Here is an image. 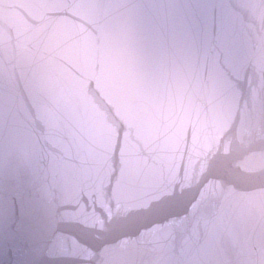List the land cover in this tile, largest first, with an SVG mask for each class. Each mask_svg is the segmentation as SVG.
<instances>
[{
  "label": "water",
  "instance_id": "obj_1",
  "mask_svg": "<svg viewBox=\"0 0 264 264\" xmlns=\"http://www.w3.org/2000/svg\"><path fill=\"white\" fill-rule=\"evenodd\" d=\"M244 2L0 0V264H264V176L252 182L243 173L249 153L264 165V96L256 98L264 88V0ZM117 68L126 90L114 87ZM180 85L188 96L166 100ZM36 115L61 119L33 122L57 134L59 157L89 148L95 159L106 150L112 174H84L76 164L57 170L59 160H35L31 173L28 159L9 153L40 139H8L23 116ZM137 119L169 143L182 133L181 149L161 156L158 177L137 150L145 136ZM213 174L239 198L221 210ZM193 178L211 182L219 204L195 193ZM22 198L37 199V208L30 212ZM185 205L188 224L177 218ZM118 206L130 211L122 222L101 212ZM164 219L177 236L156 244L158 256L128 249L132 229Z\"/></svg>",
  "mask_w": 264,
  "mask_h": 264
},
{
  "label": "clouds",
  "instance_id": "obj_2",
  "mask_svg": "<svg viewBox=\"0 0 264 264\" xmlns=\"http://www.w3.org/2000/svg\"><path fill=\"white\" fill-rule=\"evenodd\" d=\"M114 87L121 90H126L128 85L125 77L122 74V71L117 68L114 70ZM134 100V97L132 98Z\"/></svg>",
  "mask_w": 264,
  "mask_h": 264
},
{
  "label": "bare ground",
  "instance_id": "obj_3",
  "mask_svg": "<svg viewBox=\"0 0 264 264\" xmlns=\"http://www.w3.org/2000/svg\"><path fill=\"white\" fill-rule=\"evenodd\" d=\"M129 103L133 106V105H135L136 102L134 100H132L131 97H130Z\"/></svg>",
  "mask_w": 264,
  "mask_h": 264
}]
</instances>
